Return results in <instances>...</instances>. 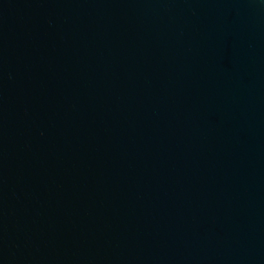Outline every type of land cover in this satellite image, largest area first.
I'll use <instances>...</instances> for the list:
<instances>
[{
  "label": "water",
  "instance_id": "1",
  "mask_svg": "<svg viewBox=\"0 0 264 264\" xmlns=\"http://www.w3.org/2000/svg\"><path fill=\"white\" fill-rule=\"evenodd\" d=\"M0 264H264V0H0Z\"/></svg>",
  "mask_w": 264,
  "mask_h": 264
}]
</instances>
